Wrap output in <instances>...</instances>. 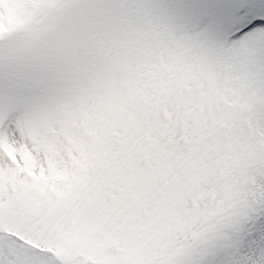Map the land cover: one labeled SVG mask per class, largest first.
Listing matches in <instances>:
<instances>
[{
	"label": "snow or ice",
	"instance_id": "obj_1",
	"mask_svg": "<svg viewBox=\"0 0 264 264\" xmlns=\"http://www.w3.org/2000/svg\"><path fill=\"white\" fill-rule=\"evenodd\" d=\"M0 264H264V0H0Z\"/></svg>",
	"mask_w": 264,
	"mask_h": 264
}]
</instances>
